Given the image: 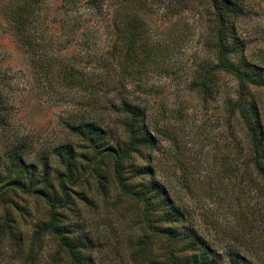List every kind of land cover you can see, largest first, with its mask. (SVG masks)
<instances>
[{"label":"trees","instance_id":"1","mask_svg":"<svg viewBox=\"0 0 264 264\" xmlns=\"http://www.w3.org/2000/svg\"><path fill=\"white\" fill-rule=\"evenodd\" d=\"M49 1L15 0L9 8L8 22L38 80L48 85L52 95L75 106L76 112L74 110L64 120L69 138L50 152L39 154L36 161H28L30 152L26 145L20 141L9 142L6 135L7 92L11 89L0 68V198L8 191L18 190L38 197L48 207L47 218L34 226L30 239L14 225L7 224L13 222L5 215L6 223L0 227L3 241L10 240L8 244L15 249L21 247L26 263H34L49 238L56 246L49 257L52 264H104L97 258L101 244L87 233L84 224L79 220L67 221L68 214L80 217L83 213L68 191L83 180L87 182L85 175L92 168L91 165L86 167L84 161H89L90 151H93L99 156L97 168L106 158L112 161L116 184L122 193L142 205L145 226L165 238L171 264H221L222 256L215 254L207 239L191 225L190 215L181 206L176 191L159 179L152 165L130 162L134 157L143 159L145 150H157V135L162 131L173 146L178 147L173 126L160 127V120L152 117L149 104L134 99L135 91L142 94L150 91L142 90L147 86L142 77L148 70L163 68L158 49L144 38V0H59L56 10L61 13L54 17L45 14ZM198 2L207 5L212 17L208 34L213 59L196 68L191 84L201 100L208 101L221 79L219 74L230 75L235 80L234 96L228 97L225 103L227 123L236 126L244 136L245 152L239 155L244 162L243 176L249 177L245 184L264 195L261 190L264 188V124L260 103L252 91L264 88V58L256 62L245 55L246 46L236 26L243 15L239 2ZM107 7L112 8L110 15ZM101 24L113 34L107 57L101 61L105 73L89 72L72 60L63 62L59 57L62 46L67 48L75 43L90 50ZM54 26L61 32L59 37L50 34ZM131 76L137 83L128 81L127 77ZM59 88L64 90V96ZM168 111L165 109L161 117L170 119L173 111L170 110L171 114ZM231 153L226 169L230 176L241 170L235 163L239 158L232 160ZM151 156L149 153L144 160L151 162ZM126 169L139 179L134 185L126 183L123 174ZM100 180L102 186L110 181L107 173L101 175ZM243 189L244 195L249 189L245 186ZM78 193L86 198L82 192ZM257 209V203H248L240 212L244 233L251 234L254 221L264 222L263 208L259 207V213ZM249 211H252V220ZM140 252L146 257L145 249L140 248ZM226 257L228 264H264L249 248L231 249Z\"/></svg>","mask_w":264,"mask_h":264},{"label":"rangeland","instance_id":"2","mask_svg":"<svg viewBox=\"0 0 264 264\" xmlns=\"http://www.w3.org/2000/svg\"><path fill=\"white\" fill-rule=\"evenodd\" d=\"M198 1L143 2L146 7L142 13L144 38L158 49L163 70L150 68L142 77L147 85L142 90L150 91L146 94L135 91L134 99L149 104L152 117L160 120V127L173 126L178 147L173 146L162 131L157 135V150H145L143 159L134 157L130 162L152 165L159 179L176 191L181 206L190 215L191 225L207 239L215 254L222 256L221 264H228L226 253L234 248H249L264 263V222L254 221L251 234H247L244 233L240 215L248 203H257V208H263L264 212V195L256 188L250 190V186L245 184L249 177L243 176L244 162L239 155L241 151L245 152L244 136L236 126L228 125L225 115V103L228 97L234 96L236 82L230 75L219 74L221 79L208 101H202L191 84L196 68L213 59L208 34L212 17L207 5ZM236 1L243 10L236 23L239 38L246 46L245 55L257 62L264 58V0ZM13 2L15 0H0V68L5 72L11 89L7 92L9 125L6 135L9 142L20 141L23 146L26 145L30 152L27 160L34 162L39 154L50 152L69 138L64 120L76 109L60 100V96L52 95L48 85L38 80L27 62L8 22ZM58 2L49 1L45 9L48 17L60 15L61 10H56ZM106 11L110 15L112 8L107 7ZM103 26L101 24L90 50L73 43L67 48L62 46L59 57L63 58V62L72 60L76 66L89 72L105 73L101 61L107 57L106 51L113 34L110 28ZM50 34L59 37L61 32L54 26ZM127 79L137 83L133 76ZM58 91H63L64 96L63 89ZM252 91L260 103L264 124V88ZM165 109L169 110V114L170 110L173 111L170 119L161 117ZM230 151L232 160L239 158V162L235 163L241 169L232 177L226 170ZM149 153L152 155L151 162L144 160ZM98 158L90 151L89 161H84L86 167L91 165L92 168L85 175L87 182L83 180L68 191L73 203L83 213L77 217L66 212L67 221L79 220L84 224L87 233L101 244L97 258L104 264H171L165 238L145 226L142 205L122 193L116 184L112 161L106 158L97 168ZM177 158L179 161H176ZM57 167L55 163L53 168L56 170ZM128 171H123L126 183L134 185L139 179ZM104 173L110 181L102 186L100 176ZM244 186L249 190L243 195ZM261 190L263 192L264 188ZM78 192L86 198H81ZM47 209L46 202L34 195L18 190L8 191L0 198V227L6 223L8 214L7 218L13 224H7L14 225L26 234V239H30L34 226L47 218ZM251 213L248 212L250 220L253 219ZM142 240L146 245L141 244ZM8 243L10 240L3 241L0 233V264H52L49 257L56 251L52 239L45 240L43 250L34 263L24 262L21 247L15 249ZM140 248L145 249L146 257Z\"/></svg>","mask_w":264,"mask_h":264}]
</instances>
